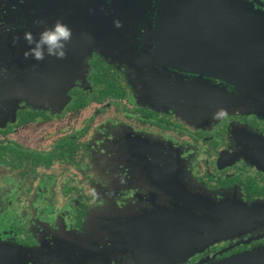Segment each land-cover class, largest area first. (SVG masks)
<instances>
[{
    "label": "flooded vegetation",
    "instance_id": "flooded-vegetation-1",
    "mask_svg": "<svg viewBox=\"0 0 264 264\" xmlns=\"http://www.w3.org/2000/svg\"><path fill=\"white\" fill-rule=\"evenodd\" d=\"M211 2L264 19V0ZM23 3L0 0V42L21 45ZM165 23L125 59L94 53L56 108L15 107L0 47V264H221L264 250V84L244 99L233 84L264 73V37L242 55L189 35L196 23ZM216 24L209 40L232 51Z\"/></svg>",
    "mask_w": 264,
    "mask_h": 264
},
{
    "label": "water",
    "instance_id": "water-1",
    "mask_svg": "<svg viewBox=\"0 0 264 264\" xmlns=\"http://www.w3.org/2000/svg\"><path fill=\"white\" fill-rule=\"evenodd\" d=\"M153 1L24 0L21 4V38L26 31H31L38 38L45 27H51L57 21L65 24L73 21L68 24L73 36L68 45L66 59L57 60L49 57L50 62L43 61L37 69L31 64L29 68L23 65L26 64V59L23 57L18 56L14 59L21 63V79L18 77L19 80L14 82L18 89L11 93L16 96L15 107H18L19 102H27L28 105L45 109L64 106L70 98L69 92L76 81L85 77L89 69V60L94 53L106 59L117 60L118 57L125 59L126 56H131V46L137 44L135 40L139 39L138 44L145 45L149 38L160 37L158 33L162 36V32L168 29L165 23L167 21L185 20L196 23V26L186 28L187 33L190 32L189 35L192 31L194 32L192 36L207 38L203 44L208 47L224 46L226 52L242 55L252 53L253 46L258 43L256 38L262 35L264 37L263 17L258 12L247 7L243 8L237 3L226 11V9H216L211 0L206 2L202 0L201 4H198V0L192 2L156 0L159 9L154 10L151 7ZM153 12H156L154 19H150V14ZM150 20L155 22L154 26L149 25ZM117 22L121 26L117 27ZM216 22L223 23L222 28L231 33L233 42L228 43L232 51L227 49L225 42L215 43L209 40L215 35ZM175 28L177 26L172 29ZM239 37L240 42H234ZM21 44L27 45V42L21 41ZM14 52L15 50H11L10 53L14 54ZM208 52L210 53L211 50ZM249 61H252V58ZM15 68L20 67L17 64ZM234 68L242 69L237 66ZM246 79H249V83L244 81L243 73H233V84L238 87L236 95H241L239 99H244L243 96L246 94L259 96L263 93L256 86L264 84V73L262 75L258 73L257 77L252 74L246 75ZM247 86L255 87L248 89ZM221 264H264V250L243 254Z\"/></svg>",
    "mask_w": 264,
    "mask_h": 264
},
{
    "label": "clouds",
    "instance_id": "clouds-1",
    "mask_svg": "<svg viewBox=\"0 0 264 264\" xmlns=\"http://www.w3.org/2000/svg\"><path fill=\"white\" fill-rule=\"evenodd\" d=\"M121 26L117 22V27ZM73 31L71 27L62 21H57L51 27H45L37 38L31 31L24 33V40L29 47L24 52L26 59L31 58L37 62L45 60L46 57H54L57 60L67 58L68 45L72 40ZM223 110L214 114V119L223 116Z\"/></svg>",
    "mask_w": 264,
    "mask_h": 264
},
{
    "label": "rangeland",
    "instance_id": "rangeland-1",
    "mask_svg": "<svg viewBox=\"0 0 264 264\" xmlns=\"http://www.w3.org/2000/svg\"><path fill=\"white\" fill-rule=\"evenodd\" d=\"M69 23H73V21H70V22H68L67 23V25L69 24ZM82 26V25H81ZM80 26V27H81ZM2 31V30H1ZM21 41H25L23 38H21ZM2 46H4L5 48H8V50L10 51L11 49L12 50H15V52H14V54H13V56L11 55L10 57H9V62H8V66H7V68H9L10 70H11V68L13 69V70H15V66L14 67H12L13 65V63H12V61L14 62V63H17L18 64V66L20 67L21 66V64L19 63V62H17L16 60H14V59H16L18 56H20V57H23V58H25V56H24V52L27 50V48L29 47V45L27 44H18V45H16V44H13V43H11L10 41H8V40H5L4 42H0V47H2ZM26 59V58H25ZM48 59H50L49 57H46L45 58V60H43L44 62L45 61H47V62H50V61H48ZM31 60H32V63H30L31 62ZM43 61H39V62H37V61H35V60H33V59H31V58H28V59H26V64L24 63L23 65H25L26 67H28L29 68V64H31L34 68H38V66L40 65V63H42ZM75 63V62H74ZM79 63H82V62H79ZM76 64H78V62L76 63ZM40 67V66H39ZM15 72H16V74H15ZM13 71V72H11V75H12V78L13 77H15L14 79H18L19 80V78L18 77H20V79H21V71L19 70V69H17L16 71Z\"/></svg>",
    "mask_w": 264,
    "mask_h": 264
}]
</instances>
